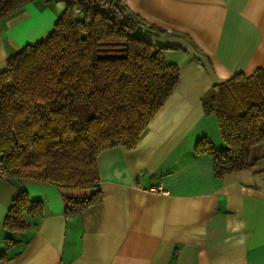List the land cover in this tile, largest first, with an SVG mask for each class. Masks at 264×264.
Here are the masks:
<instances>
[{"label":"crops","instance_id":"crops-1","mask_svg":"<svg viewBox=\"0 0 264 264\" xmlns=\"http://www.w3.org/2000/svg\"><path fill=\"white\" fill-rule=\"evenodd\" d=\"M121 1L166 32L147 37L177 65L178 83L135 146L98 153L101 198L80 211L65 214V197L91 190L0 176V264H264V143L253 166L221 177L194 151L201 137L224 146L204 94L264 68V0ZM64 8L33 0L0 19V71ZM19 190L41 201V215L23 214L27 228L10 231L3 218Z\"/></svg>","mask_w":264,"mask_h":264},{"label":"trees","instance_id":"trees-1","mask_svg":"<svg viewBox=\"0 0 264 264\" xmlns=\"http://www.w3.org/2000/svg\"><path fill=\"white\" fill-rule=\"evenodd\" d=\"M32 1L0 0V19ZM63 1L50 32L8 57L0 71V164L8 178L91 190L65 197V214H72L101 198L98 153L135 146L179 75L165 48L147 37L166 32L121 0ZM202 105L224 146L201 137L194 151L211 155L214 176L253 166L254 147L264 143V68L213 85ZM41 209L40 200L19 190L3 226L23 230V214Z\"/></svg>","mask_w":264,"mask_h":264},{"label":"built area","instance_id":"built-area-1","mask_svg":"<svg viewBox=\"0 0 264 264\" xmlns=\"http://www.w3.org/2000/svg\"><path fill=\"white\" fill-rule=\"evenodd\" d=\"M75 11H78V9L76 8ZM0 176L6 177V173L4 172L1 164H0ZM151 190H154V188H151Z\"/></svg>","mask_w":264,"mask_h":264}]
</instances>
